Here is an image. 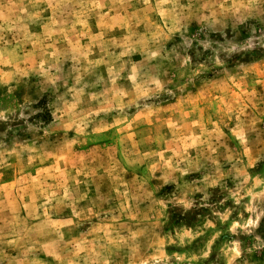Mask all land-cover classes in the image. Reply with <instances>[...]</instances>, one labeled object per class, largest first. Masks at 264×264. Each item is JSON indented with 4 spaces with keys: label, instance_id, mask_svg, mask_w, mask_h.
<instances>
[{
    "label": "rangeland",
    "instance_id": "rangeland-1",
    "mask_svg": "<svg viewBox=\"0 0 264 264\" xmlns=\"http://www.w3.org/2000/svg\"><path fill=\"white\" fill-rule=\"evenodd\" d=\"M0 264H264V0H0Z\"/></svg>",
    "mask_w": 264,
    "mask_h": 264
}]
</instances>
